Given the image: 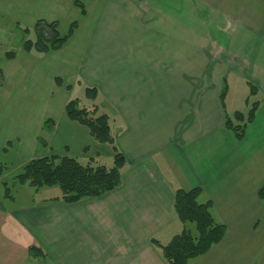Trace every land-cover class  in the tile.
Instances as JSON below:
<instances>
[{
	"label": "crops",
	"instance_id": "obj_1",
	"mask_svg": "<svg viewBox=\"0 0 264 264\" xmlns=\"http://www.w3.org/2000/svg\"><path fill=\"white\" fill-rule=\"evenodd\" d=\"M233 1L92 0L81 17L76 0H0V60L20 26L79 21L61 50L9 60L23 84L0 104V180L42 157L113 161L114 151L66 113L78 90L85 106L113 117L127 161L118 188L74 204L13 184L12 207L0 209V264H168L154 241L166 245L183 231L176 191L194 188L227 234L191 264H264V0H248L241 17ZM231 81L238 96L229 110ZM87 88L99 91L96 101ZM255 102L239 141L226 117ZM33 246L46 258L32 256Z\"/></svg>",
	"mask_w": 264,
	"mask_h": 264
},
{
	"label": "trees",
	"instance_id": "obj_2",
	"mask_svg": "<svg viewBox=\"0 0 264 264\" xmlns=\"http://www.w3.org/2000/svg\"><path fill=\"white\" fill-rule=\"evenodd\" d=\"M92 0H77L76 5L80 8L81 17L86 15V2ZM59 22L40 21L33 28L19 27L23 34H35V39L24 40L22 46L24 51L32 53L35 51L40 56L61 50L74 35L79 27V21L68 26L66 35L60 33ZM15 52H7L5 57L9 60L16 58ZM5 81L4 73L0 68V88ZM58 86H63L62 79L57 78ZM72 89L71 85L67 86ZM227 88L222 92L225 98ZM256 87L250 86V96L256 95ZM86 97L90 100L98 98L95 88L86 89ZM259 108V103L251 104V108L245 114L236 112L232 117L227 116L225 127L234 133L241 141L245 137L248 126L254 121ZM68 117L86 126L92 137L101 144L112 147L115 155L113 166L101 165L95 159L81 161L72 157L48 156L34 159L26 163L22 171L16 175L14 185H29L36 191L44 187L58 186L61 196L47 201H58L67 204L77 203L85 198L100 197L119 187L122 173L126 167V158L119 151L116 144V136L113 133L108 115L99 114L98 108L86 109L80 107L78 99L70 100L66 105ZM55 127L52 120L45 121L44 129L51 131ZM40 144L46 143L40 138ZM11 142L6 149L13 147ZM6 186V197L12 199L13 195L8 184ZM202 193L201 188L191 190L178 189L175 196L174 209L180 222L184 225L183 231L175 235L171 241L162 245L157 241L154 243L159 247L164 259L168 264H191L192 261L206 255L215 245L219 244L227 234V227L218 223L212 213L213 203L201 204L198 199ZM259 198L264 206V183L259 190ZM195 226L196 234L190 228ZM259 225L256 224L255 228ZM30 254L36 257H46L44 251L37 246L29 249Z\"/></svg>",
	"mask_w": 264,
	"mask_h": 264
},
{
	"label": "rangeland",
	"instance_id": "obj_3",
	"mask_svg": "<svg viewBox=\"0 0 264 264\" xmlns=\"http://www.w3.org/2000/svg\"><path fill=\"white\" fill-rule=\"evenodd\" d=\"M215 1H218V0H212V2H215ZM220 1H222V0H220ZM247 1L248 0H234L233 2L236 5V10H234V14L232 16H235V17H241V16H243V13L242 12H245L247 10V7H246ZM87 3H88V1L86 2V5H87ZM75 4H76V2H75ZM216 5L218 7H220V8L221 7H224V5L222 3H220V2L219 3H216ZM257 6H258V8L262 12H264V9H263L262 5H260V3H257ZM76 21H78V20H76ZM69 25L70 24H62L61 23V25H60V33L62 35H66V33L68 31V26ZM35 37H36L35 34H23L22 31H21V35L18 36V39H17L16 43H14L13 48L9 52H15L19 56V59L18 60L21 61L23 64L31 62L32 59H33V54H36V52L33 51L32 53H27L26 51H24L21 41L24 42V40H29V39H33L34 40ZM11 62L12 61H9V59H7L6 57H4V58H2L0 60V68L6 73L7 77H9L8 80L7 81H4L3 84H2V86H1L3 88L2 89L3 90V93L1 94V92H0V104L3 101V97L8 96L9 93H10V91L13 89V87L17 88L18 86H21L23 84V80H19V78H18L20 76V74H18L19 73L18 68H20V66L18 64V61H17V63H11ZM231 88L232 89H231L230 93L228 94V100L226 101V104H230L229 110L232 107V103H230V102H231V100L233 98H235L234 90L237 92V96H238L237 86H235L232 81H231ZM99 96H100V94H99V91H98V98H99ZM74 98L75 99H78L80 101V107L81 108L92 109V108H89V107L85 106L84 105L85 103L83 104L81 102L82 100L85 99V97H84V94L82 92H80L79 90L76 92V95H75ZM80 99H82V100H80ZM96 100H92V101H96ZM95 107L98 108V113L99 114H105V113H102V112L99 111V107L98 106H95ZM241 111L246 114L249 110L243 109V110H240V112ZM105 115H108V114H105ZM233 115H234V113H231L229 116L232 117ZM109 118H110V124H111L112 129H113V133L116 136L115 130L117 128V125L113 121V117L111 118L109 116ZM116 144H117V147L119 149V146H118V143H117V137H116ZM104 145H106V144H104ZM107 146H109V145H107ZM109 147L112 149L111 146H109ZM112 151H113V149H112ZM119 151L121 152L120 149H119ZM114 155H115V152H114ZM5 159L6 158H3V156L0 155V171H4V168L7 167V165H6L7 162L5 161ZM101 165H105V166H107V167L110 168V167L113 166V161H111V160H109V161H103ZM22 168H21V170L19 172L16 173V175H18L22 171ZM4 173H5V175L8 174L7 171L4 172ZM122 176H123V173H122ZM15 177L14 176H12V177H9L8 176V178L3 179V180H0V209L1 208H11L12 207V203L13 202L11 201L10 198H7L6 197V186H5V183L8 184L9 188L11 189L12 195L14 197V195L16 194L15 188L13 186V184H16L15 183L16 182L15 181ZM41 196L42 197H45V198H49V199L57 198V197L61 196V189L58 186H54V187H44V188H42L40 190L39 197H41ZM190 228H192L194 234H196L195 226L194 225H190ZM45 255H46V253H45Z\"/></svg>",
	"mask_w": 264,
	"mask_h": 264
}]
</instances>
